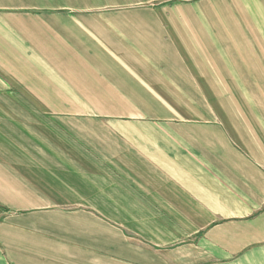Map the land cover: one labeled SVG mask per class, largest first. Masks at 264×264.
I'll return each mask as SVG.
<instances>
[{"label": "crops", "instance_id": "obj_1", "mask_svg": "<svg viewBox=\"0 0 264 264\" xmlns=\"http://www.w3.org/2000/svg\"><path fill=\"white\" fill-rule=\"evenodd\" d=\"M241 74L264 0H0V264H264Z\"/></svg>", "mask_w": 264, "mask_h": 264}, {"label": "rangeland", "instance_id": "obj_2", "mask_svg": "<svg viewBox=\"0 0 264 264\" xmlns=\"http://www.w3.org/2000/svg\"><path fill=\"white\" fill-rule=\"evenodd\" d=\"M242 69L241 70H246L244 68V65L241 64ZM251 70L253 69V66L251 65ZM225 84H227L228 87L231 88H238V89H242V88H254V87H263L264 86V80L260 79V78H254V77H243L241 74V77H233V79L231 78H226L225 80Z\"/></svg>", "mask_w": 264, "mask_h": 264}]
</instances>
